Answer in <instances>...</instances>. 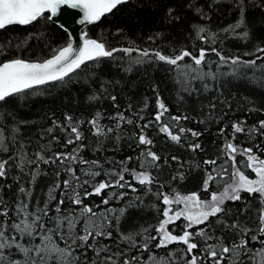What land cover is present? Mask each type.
I'll return each mask as SVG.
<instances>
[{"label":"snow or ice","instance_id":"6c2138e0","mask_svg":"<svg viewBox=\"0 0 264 264\" xmlns=\"http://www.w3.org/2000/svg\"><path fill=\"white\" fill-rule=\"evenodd\" d=\"M129 4L132 0H0V30L14 26L32 29L23 38L16 37L15 43L12 39L0 42V153L4 154L0 157V178L11 189V171L17 185L13 201L0 199V264H264V118L251 125L246 116L233 119L234 97L225 95L223 89L227 77L229 83L240 80L248 87L264 90V39L243 55L226 53L222 47L230 38L246 42L256 39L253 28L257 23L264 24V11L258 21L249 18L248 12L264 10V0H170L164 5L162 27L183 24L191 14L187 29L191 47L184 44L164 50L160 46H141L134 40L113 46L104 31L95 37L90 34L89 25L108 14L115 15L118 6ZM221 8L231 12L233 19L214 29L212 16ZM62 11L63 18L58 15ZM123 31L115 28L116 34ZM33 34L37 40L57 34L61 39L45 45L47 55L25 57L23 52ZM157 38L164 39L161 31L147 37L151 41ZM116 59L121 62V70L128 73L140 66L147 71L161 62L167 65L181 104L184 94L190 96L195 91L199 98L201 85L204 91L215 90L218 94L212 95L207 105L210 115L202 119L203 113H197V123L211 119L218 122L216 131L223 143L217 154L197 162L191 156L184 160L181 155L155 150L157 141L147 129L158 131L166 142L182 145L190 153L205 151L202 140L194 139L202 138L203 133L182 124L191 118L187 111L170 113L159 92L156 110L151 113L154 119L145 118L146 102L139 111L131 103L121 109L115 91L117 82L107 79L104 71ZM74 80L91 85L87 109L105 99L111 102L114 111L107 114L111 124L103 122V110L74 114L79 106L77 101V108L69 107ZM217 81L221 82L220 88H216ZM57 88L69 93L60 105L67 110L60 119L50 109L51 122L41 131L40 143L32 145L22 135L21 125L26 122L16 118L21 99L48 96ZM152 88L158 89V85ZM217 101L222 105L219 113H215ZM247 110L264 113V107L257 108L254 103ZM84 125L94 138L93 145L86 143L89 137ZM126 125L138 129L125 134L138 147L143 146L137 153L138 167L129 166L131 155L118 165L112 161V166H106L102 159L84 157L89 147L99 155L104 148L102 139L108 141L115 136V146L120 139L118 133ZM57 130L66 135L55 134ZM237 133H246L252 143H236ZM57 144L65 150H53ZM29 145L35 149L33 152L28 151ZM238 155L243 159L238 161ZM77 165L81 166L79 170ZM201 165L204 168L199 188L182 191L174 186L185 180L186 169H200ZM166 168L167 185L161 175ZM42 173L54 174V178L42 200L36 199L33 204L34 182ZM140 186L144 196L155 197L156 202L150 205L156 210L155 222L125 232L122 218L134 205L145 203ZM125 188L137 194L134 201L124 199ZM244 192L258 194L254 197L259 200L254 227L243 219L248 217L250 203L235 212L228 204L245 200ZM93 194L101 197L99 203L85 202L84 198Z\"/></svg>","mask_w":264,"mask_h":264},{"label":"trees","instance_id":"16d2710c","mask_svg":"<svg viewBox=\"0 0 264 264\" xmlns=\"http://www.w3.org/2000/svg\"><path fill=\"white\" fill-rule=\"evenodd\" d=\"M169 2L170 0H132V4L125 5L123 7L118 6L119 10H114L115 15H106V17L102 18L98 23L88 26V30L94 37L99 35L101 31H104L105 36L113 46L117 43H127L128 40H134L141 46H160L164 50H168L173 46L179 47L184 44L191 47L192 41L189 39L190 34L187 30L189 27V21L192 20L191 14L188 15V18L183 24L162 27L161 17L164 5ZM262 11L264 10L250 9L248 12L249 18L254 17L258 21ZM232 19L233 14L221 8L219 11L214 12L212 16V26L214 29L217 26L224 27L227 23H231ZM55 27L56 26H54V28ZM116 27H120L124 31L120 34H116ZM30 31H32V29L29 26H14L7 31L0 30V42H6L8 39H12L13 43H15L16 37L23 38L26 32ZM156 31H161L164 35V39L157 38L155 41L148 40L147 37ZM253 33L256 39L251 42H246L240 38H230L229 42H226L222 47H224L226 53L239 52L243 55L244 52L250 51L255 44L259 43L260 39H264V24L257 23L253 28ZM60 39V36L57 34L43 40H37L33 34V38L29 41L27 50L24 51L23 54L25 57L31 56V58L47 55L48 49L45 45H54L59 43ZM210 55L215 58L214 54ZM104 71L108 74L106 76L107 79L117 82L115 83V91L118 93V103L121 109H123L128 103H131L133 107L139 111L140 106L146 102L148 103V108L143 110L145 118L154 119L151 116V113L156 110L155 97L157 92H159L163 101L166 105H168L170 113L183 114L187 111L191 118L188 121H183L182 124L184 126L197 128L203 133L202 138L194 139L202 140L205 151L190 153L189 150L185 149L182 145L166 142L163 134L158 133V131L147 129L146 131L149 135L157 141L154 146L155 150L162 152L165 155L169 153L181 155L184 160H189L191 156V158L197 160V162H200L204 156H214L217 154L220 145L223 143V138L216 131L219 126L218 122L211 119L207 120L205 124L197 123V113H203L200 117L202 119H207L208 115H210L207 105L211 101V96L218 94L215 90H209L211 92V95H209V91H204L201 85V95L199 98L197 97L196 92L193 91L190 96L184 94L186 98L181 104L177 94V89L173 87V73L169 72L168 66L163 65L162 62L161 65L148 67L147 71H145L144 66H140L138 70L128 73L121 70V62L119 59H116L111 61L109 65H106ZM73 83L74 86L70 90L72 103L69 107L77 108L76 102L79 101V106L74 114L83 116L86 111L94 113L95 111L103 110L106 114L103 122L105 124H111V122L107 119V114L114 111L111 102L105 99L100 101L97 107L87 109L86 96L88 94V90L91 88V85H85L76 82L75 80ZM209 83H211V81H209ZM153 84H157L158 89L154 90L152 88ZM220 87L221 82L217 81L216 88ZM223 89L225 95H232L234 97L232 101L233 108L235 109V113L232 114L233 119L246 116L248 118L247 123L251 125L259 118H264V113L262 112H250L247 110L253 103L257 108L264 107V90L260 89L259 86L255 88L248 87L240 80H233L229 83L227 77H224ZM109 90L112 91L113 89L110 87ZM68 94L69 93H66L63 89L57 88L53 89L48 96L40 94L39 96L21 99L18 107V116L16 118L26 122L21 125V128L23 129L22 135L30 139L32 141V145L40 143L39 136L41 131L51 122V116L48 115L50 109L55 111L57 118L62 119V112L67 109L61 108L60 105L61 101H63L65 96ZM54 97H56L55 106L53 105ZM65 102L67 103V101ZM216 103L217 108L215 113H219L222 105H220L218 101ZM215 113H213V115ZM128 114H131V112ZM165 119H168L167 115L165 116ZM111 126L115 127L114 124ZM83 127L86 131L88 125H84ZM153 127H155V125H153ZM133 131H138V129L132 125H126L124 130L118 133L120 139L116 141L115 146L113 145V141L116 140L115 136H113L112 140L108 141L102 139L101 142L103 143L104 148L99 155L93 151L92 147H89L83 152L84 157L88 160L102 159L107 162L106 166H112V161H115L118 165L119 161L125 156L131 155L133 157V161L129 162V166L138 167L139 161L137 160V153L139 151V147L143 146L138 147L134 141L129 138V135L125 134H130ZM229 133H231L230 127ZM55 134L62 137L66 135L65 133L59 132V130H57ZM86 134L89 137L86 143L93 145L94 138L91 136V133L86 131ZM236 136V143L238 144L243 143L245 145H250L252 143V141L247 138L246 133H237ZM32 145L28 146L29 152H33L35 150ZM68 148L70 149L71 146H68ZM53 150L63 151L65 149L61 145L57 144ZM3 155V153H0V157ZM241 159H243V157L238 155L237 160L239 161ZM80 167V165H77L78 170ZM203 168L204 166L201 165L200 169H196L195 166H193L191 170L186 169L185 180L180 181L174 186L182 191L196 190L200 187L202 181ZM167 173L168 169L166 168L165 172L161 174L166 185L168 183ZM52 178H54V174L45 175L42 173L41 176L34 182L35 192L33 204H35L36 199L42 200L43 196L46 195L47 186L51 183ZM100 178H103V176L97 177V179ZM8 181L13 185L11 189L6 186L3 178H0V199L13 201L17 195V185L11 171ZM133 183L135 182L133 181ZM156 187V185H153L154 189ZM212 187L215 189L216 185L213 184ZM122 190L126 192V197L124 198L125 200H135V196L137 195L136 193H132L131 190L127 188ZM201 191L203 190L201 189ZM107 193L108 190L106 189L104 194L107 195ZM143 193V186H140L139 194L144 199L145 203L142 205H134V207L127 212L126 216L122 218L121 224L125 232L138 229L142 224L155 222L154 218L156 216V210L150 207L151 204L156 202L155 197L152 196L149 198L144 196ZM242 195L245 197V200L235 202L229 201L228 204L235 212L237 208H242L246 202L250 203L252 207L249 209L248 217H243V214L242 217L244 220H247V223L254 227L256 224L255 217L257 215L256 208L259 207V200L258 198L254 199V197H258V194L250 196L248 193L244 192ZM84 199L85 202L88 203H99L101 197L93 194L92 196ZM111 203L115 206H122L118 201H111ZM68 206L66 198L65 207ZM101 207H104V205H101ZM176 223L180 224V221H177Z\"/></svg>","mask_w":264,"mask_h":264},{"label":"water","instance_id":"95a60500","mask_svg":"<svg viewBox=\"0 0 264 264\" xmlns=\"http://www.w3.org/2000/svg\"><path fill=\"white\" fill-rule=\"evenodd\" d=\"M69 11H78V10H69ZM58 15H60L61 18H63V11H62L61 13H59ZM98 22H99V21H98ZM98 22H96V23H98ZM96 23H95V24H96ZM89 26H90V25H89ZM79 29H80V26L77 25V26H76V35H77V36H78Z\"/></svg>","mask_w":264,"mask_h":264}]
</instances>
